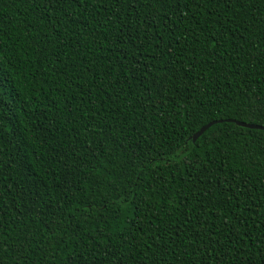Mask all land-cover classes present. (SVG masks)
Returning a JSON list of instances; mask_svg holds the SVG:
<instances>
[{"label":"trees","instance_id":"16d2710c","mask_svg":"<svg viewBox=\"0 0 264 264\" xmlns=\"http://www.w3.org/2000/svg\"><path fill=\"white\" fill-rule=\"evenodd\" d=\"M0 51V264H264V0H0Z\"/></svg>","mask_w":264,"mask_h":264},{"label":"snow or ice","instance_id":"6c2138e0","mask_svg":"<svg viewBox=\"0 0 264 264\" xmlns=\"http://www.w3.org/2000/svg\"><path fill=\"white\" fill-rule=\"evenodd\" d=\"M168 2L169 0H161V7L166 6ZM135 6H136L135 4L131 5V7H135ZM3 55H4L3 51H0V61H2ZM145 78H147V74H145ZM159 87H164L167 91H171L170 89H167V85L164 84L163 81L161 82ZM257 100L259 101V103H257ZM257 100H247L245 102L233 101V104L236 109H243L244 111H260L261 113H264V100H259V98H257ZM221 103L222 101L220 98L213 100L211 97H208L207 105L202 104L198 108H188L185 110L187 112L186 121L188 118H191L192 120H196L197 118H199L201 113L210 114L212 110L214 109L218 110L219 105ZM180 107H183V101L181 102ZM175 115L179 116L180 113L176 112ZM261 126L264 127V125ZM203 143L207 145V148L209 150H218L217 145L210 143L207 140L203 141ZM3 166H4V161L2 159V155H0V168H3ZM124 230H125V226L121 225L120 227H113L111 229V233L122 236ZM132 243L135 244V240H133ZM153 251L155 252V250ZM170 251H171L170 248L165 247L158 253V255L160 256L161 259H163ZM106 255L112 257L109 264H119L118 260L115 259V257L119 255L118 252H107ZM180 255L183 256V252H181ZM189 255H191V253H189ZM64 264H96V261L94 256H85L83 252L77 249L75 252L69 250L66 253V255L64 256Z\"/></svg>","mask_w":264,"mask_h":264},{"label":"water","instance_id":"95a60500","mask_svg":"<svg viewBox=\"0 0 264 264\" xmlns=\"http://www.w3.org/2000/svg\"><path fill=\"white\" fill-rule=\"evenodd\" d=\"M218 121H221V120H214V121H211V122L205 124L204 126H202L196 133L193 134V136H192L193 140H196L208 127H210L212 124H214ZM237 122L243 126L264 128L259 124L248 123V122H244V121H237Z\"/></svg>","mask_w":264,"mask_h":264}]
</instances>
